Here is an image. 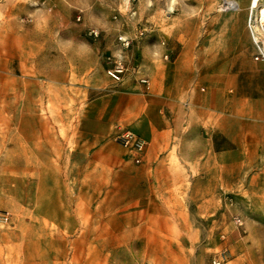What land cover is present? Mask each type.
Here are the masks:
<instances>
[{
    "label": "rangeland",
    "instance_id": "obj_1",
    "mask_svg": "<svg viewBox=\"0 0 264 264\" xmlns=\"http://www.w3.org/2000/svg\"><path fill=\"white\" fill-rule=\"evenodd\" d=\"M58 1L0 0V264H212L221 251L220 264H264V216L253 212L194 218L180 202L166 233L124 231L122 202L110 200L120 186L103 168L90 181L95 144L80 135L87 101L109 89L104 63L119 51L117 35L154 29L124 25L122 7H154L164 33L185 35L202 18L246 21L250 0H72L92 9L95 28L82 30L79 9ZM227 1L240 10H223Z\"/></svg>",
    "mask_w": 264,
    "mask_h": 264
},
{
    "label": "crops",
    "instance_id": "obj_2",
    "mask_svg": "<svg viewBox=\"0 0 264 264\" xmlns=\"http://www.w3.org/2000/svg\"><path fill=\"white\" fill-rule=\"evenodd\" d=\"M63 1L58 2L65 9L72 3ZM73 6L82 14L78 30L95 28L87 20L92 9ZM153 8L145 7V13L140 5L121 9L124 25L150 23L154 28L124 53L139 66L138 76L119 84L105 77L109 89L86 103L80 135L95 144L88 169L97 172L90 181L103 168L112 185L120 186V195L110 200L120 198L128 233H166L165 220L177 216L180 202L189 203L194 218L220 215L221 209L222 216L253 212L261 219L264 65L252 60L245 18H202L181 35L164 33ZM113 10V5L105 9L106 26L114 24L109 19ZM139 77L149 85H140ZM117 129L144 141L138 164L114 143ZM166 202L172 208H165Z\"/></svg>",
    "mask_w": 264,
    "mask_h": 264
},
{
    "label": "built area",
    "instance_id": "obj_3",
    "mask_svg": "<svg viewBox=\"0 0 264 264\" xmlns=\"http://www.w3.org/2000/svg\"><path fill=\"white\" fill-rule=\"evenodd\" d=\"M79 19L80 17H77V20ZM246 28L255 50L253 59L255 61L264 62V22H261L260 18H256L251 7H249ZM145 32V29H139L133 38H129L123 34L117 35L116 42L119 47V54L105 57V62L107 64L105 74L113 83L119 84L129 76H138L139 66L129 61L128 56L124 53H127L130 50L133 40L143 37ZM90 34L93 37H97V33L94 31ZM138 83L145 87L149 85L148 80L145 77H139ZM113 141L127 152L128 156L135 164L140 162V155L144 151L145 143L135 133L128 129H117V132L113 135ZM234 223L239 226L241 225V220L235 218ZM224 257L225 252L221 251V253L213 260L212 264H220Z\"/></svg>",
    "mask_w": 264,
    "mask_h": 264
},
{
    "label": "bare ground",
    "instance_id": "obj_4",
    "mask_svg": "<svg viewBox=\"0 0 264 264\" xmlns=\"http://www.w3.org/2000/svg\"><path fill=\"white\" fill-rule=\"evenodd\" d=\"M257 1L258 0H250L249 7L252 8L253 14L256 13V18H260V21L264 22V6L257 7ZM222 9L229 12H234L238 10V6L234 2L227 1L222 5Z\"/></svg>",
    "mask_w": 264,
    "mask_h": 264
}]
</instances>
